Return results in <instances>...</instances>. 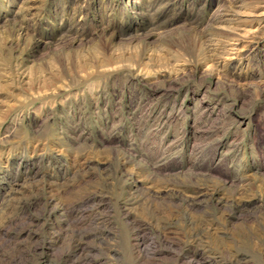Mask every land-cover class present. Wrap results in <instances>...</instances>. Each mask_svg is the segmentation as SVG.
I'll return each mask as SVG.
<instances>
[{
  "label": "rangeland",
  "instance_id": "obj_1",
  "mask_svg": "<svg viewBox=\"0 0 264 264\" xmlns=\"http://www.w3.org/2000/svg\"><path fill=\"white\" fill-rule=\"evenodd\" d=\"M0 264H264L262 0H0Z\"/></svg>",
  "mask_w": 264,
  "mask_h": 264
},
{
  "label": "bare ground",
  "instance_id": "obj_2",
  "mask_svg": "<svg viewBox=\"0 0 264 264\" xmlns=\"http://www.w3.org/2000/svg\"><path fill=\"white\" fill-rule=\"evenodd\" d=\"M262 2L264 3V0H262ZM238 52V51H237Z\"/></svg>",
  "mask_w": 264,
  "mask_h": 264
}]
</instances>
